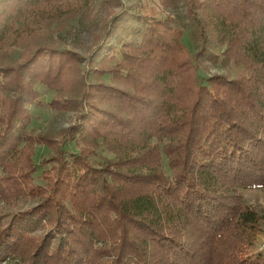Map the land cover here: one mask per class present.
<instances>
[{
  "label": "trees",
  "instance_id": "trees-1",
  "mask_svg": "<svg viewBox=\"0 0 264 264\" xmlns=\"http://www.w3.org/2000/svg\"><path fill=\"white\" fill-rule=\"evenodd\" d=\"M92 2L0 0V48L31 19L75 15ZM183 2L199 30L193 55L172 17L139 18V31L120 16L105 33L116 44L104 39L79 77L70 75L81 57L47 45L0 67V197L39 199L0 222V261L264 264V253H246L260 216L239 192L264 190V0ZM210 38L240 75L199 79L197 58ZM65 83L79 99L54 98L47 106H77L69 137L83 147L65 151L54 143L37 184V165L20 157L21 144L53 140L27 131L28 106L44 104L37 84ZM99 141L113 142L116 158L94 166L89 144Z\"/></svg>",
  "mask_w": 264,
  "mask_h": 264
},
{
  "label": "rangeland",
  "instance_id": "rangeland-1",
  "mask_svg": "<svg viewBox=\"0 0 264 264\" xmlns=\"http://www.w3.org/2000/svg\"><path fill=\"white\" fill-rule=\"evenodd\" d=\"M185 6L183 0H93L91 5L75 15H65L55 19H31L20 35L10 39L0 48V67L17 63L22 56L31 52L36 46L47 45L76 52L81 60L78 63L77 73L70 76L79 77L87 69L90 59L99 58L100 54L96 55L95 51L104 39L108 42L106 44L108 47L116 44V37L114 35L105 37V33L111 27L112 21L120 16L122 18L125 16L123 19L132 22L137 30L140 29L139 18L164 19L166 16L172 17V24L180 26L183 30L181 41L184 47L190 55H193L200 49L201 42L199 30L195 22L188 19ZM122 37L127 41L130 39V34H122ZM204 50L205 52H202L196 62L197 76L202 82H205L206 78L211 75H224L231 79L240 75V65L223 59V47L212 42L211 38ZM87 80L94 81L90 75ZM67 85L69 84L65 83L64 88L52 89L37 84L39 100L44 104L28 106L31 120L27 131L33 137L46 135L53 140L49 144L50 146L38 141L21 144H24L25 147L20 157H30L31 161L37 165V171L34 173V182L37 184L44 183L40 174L43 169L50 167V163H42V161L55 154V149L52 148L54 143L60 144L59 146L65 151H77L83 147L81 143L76 144L69 137L71 127L78 115L77 106L63 110L47 106V103L54 98L66 96L73 101L79 99V93L69 92L70 85ZM11 94V92L4 93L3 96L9 99ZM1 109L2 107H0V114L4 111V108ZM99 142L97 147L89 144L90 150L93 151L87 158L94 166L116 158V151L111 148L114 145L113 142ZM163 166L168 170L164 157ZM239 192L243 205L255 208L260 216V228L252 245L246 248L247 255L252 258L264 253V190L262 188H246L239 189ZM38 202V198L31 196H18L8 200L0 197V222H6L13 213L30 208ZM0 264H12V261L5 258L0 261Z\"/></svg>",
  "mask_w": 264,
  "mask_h": 264
}]
</instances>
